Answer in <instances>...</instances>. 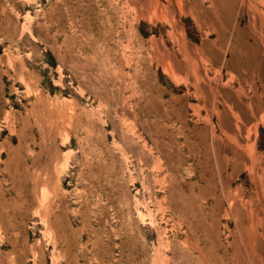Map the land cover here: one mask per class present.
<instances>
[{"label":"rangeland","instance_id":"374dc122","mask_svg":"<svg viewBox=\"0 0 264 264\" xmlns=\"http://www.w3.org/2000/svg\"><path fill=\"white\" fill-rule=\"evenodd\" d=\"M0 264H264V0H0Z\"/></svg>","mask_w":264,"mask_h":264},{"label":"bare ground","instance_id":"6f19581e","mask_svg":"<svg viewBox=\"0 0 264 264\" xmlns=\"http://www.w3.org/2000/svg\"><path fill=\"white\" fill-rule=\"evenodd\" d=\"M169 2V1H168ZM181 7V6H180Z\"/></svg>","mask_w":264,"mask_h":264}]
</instances>
